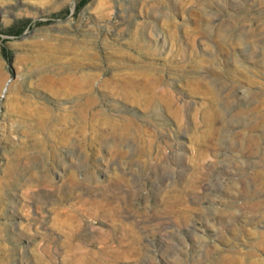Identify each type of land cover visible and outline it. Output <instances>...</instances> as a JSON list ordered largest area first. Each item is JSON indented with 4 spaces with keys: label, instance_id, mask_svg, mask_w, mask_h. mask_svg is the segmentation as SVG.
Returning a JSON list of instances; mask_svg holds the SVG:
<instances>
[{
    "label": "rangeland",
    "instance_id": "rangeland-1",
    "mask_svg": "<svg viewBox=\"0 0 264 264\" xmlns=\"http://www.w3.org/2000/svg\"><path fill=\"white\" fill-rule=\"evenodd\" d=\"M0 264H264V0H0Z\"/></svg>",
    "mask_w": 264,
    "mask_h": 264
},
{
    "label": "trees",
    "instance_id": "trees-1",
    "mask_svg": "<svg viewBox=\"0 0 264 264\" xmlns=\"http://www.w3.org/2000/svg\"><path fill=\"white\" fill-rule=\"evenodd\" d=\"M84 2V1H83Z\"/></svg>",
    "mask_w": 264,
    "mask_h": 264
}]
</instances>
